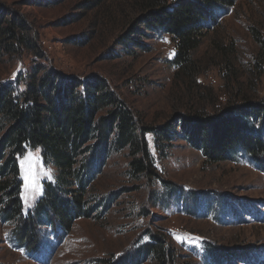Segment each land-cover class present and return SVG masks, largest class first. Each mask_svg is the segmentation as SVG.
Masks as SVG:
<instances>
[{"label": "rangeland", "instance_id": "1", "mask_svg": "<svg viewBox=\"0 0 264 264\" xmlns=\"http://www.w3.org/2000/svg\"><path fill=\"white\" fill-rule=\"evenodd\" d=\"M88 1L0 0L6 17L17 14L28 21L38 45L36 51L0 60V83L14 80L22 89L24 76L37 63L66 78L98 74L149 127L197 113L218 118L239 94L263 102L264 75L255 78L259 43L252 28L264 31V0H235L232 9L218 15L192 55L188 78L175 74L170 37L145 33L142 0H100L93 6ZM132 26L139 29L137 44L125 48L118 38L130 35ZM214 41L234 43L238 55L228 56L236 80L223 55H216ZM148 141L154 153L150 134ZM127 162L125 153H111L89 191V204L105 197L104 208L95 207L92 217L77 219L68 234L49 233L36 254L18 247L10 237L13 224L0 220V264H112L146 243L150 234L165 236L177 264H215L206 257L210 245L237 255L252 251L245 264H264V171L248 157L238 154L209 163L199 150L177 140L166 158L156 159L158 177L152 180L128 176ZM19 168L21 196L30 207L53 168L43 165L38 149L27 150ZM186 193L200 205L191 206ZM217 200L226 206L205 209ZM139 264L157 261L147 257Z\"/></svg>", "mask_w": 264, "mask_h": 264}, {"label": "trees", "instance_id": "2", "mask_svg": "<svg viewBox=\"0 0 264 264\" xmlns=\"http://www.w3.org/2000/svg\"><path fill=\"white\" fill-rule=\"evenodd\" d=\"M98 1L90 0L88 4L93 6ZM142 2L146 13L140 22L145 33L170 37L175 48L171 60L177 67L175 74L187 78L191 74L192 55L203 36L220 13L235 5V0ZM6 16L0 9V60L10 54L36 51L37 37L31 34L28 21L17 14ZM138 32L132 26L130 35L123 34L118 42L130 48L137 44ZM252 33L259 43L254 69L255 78L260 80L264 75V31L252 28ZM138 45L146 48L140 42ZM212 45L216 55H223L226 60L231 79L236 80L233 59L228 56L238 55L234 43L214 41ZM24 77L22 89L14 80L0 83V220L13 224L11 239L29 254L40 251L49 233L53 237L60 231L68 234L77 219L92 217L95 207L104 208L105 197L89 204V191L113 152L126 154L127 174L133 179L158 177L156 159L166 158L177 140L199 150L209 163L242 154L264 171V96L259 103L239 94L218 118L197 113L149 127L103 76L66 78L37 63ZM149 134L154 153L149 146ZM29 149H38L43 165L52 167L53 172L50 179L42 181L41 196L32 206L25 207L19 160ZM178 194L182 195L180 191ZM188 194V200L184 199L191 206L199 204ZM216 205L222 209L226 202L209 201L205 209L211 212ZM251 252L237 255L210 245L206 257L215 264H231L234 259L245 264L253 256ZM175 256L165 236L150 234L146 243L111 263L139 264L153 257L157 264H177Z\"/></svg>", "mask_w": 264, "mask_h": 264}]
</instances>
